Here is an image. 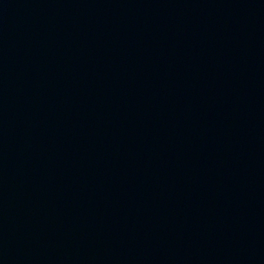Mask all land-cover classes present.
Returning <instances> with one entry per match:
<instances>
[{
    "label": "water",
    "instance_id": "95a60500",
    "mask_svg": "<svg viewBox=\"0 0 264 264\" xmlns=\"http://www.w3.org/2000/svg\"><path fill=\"white\" fill-rule=\"evenodd\" d=\"M0 264H264V0H0Z\"/></svg>",
    "mask_w": 264,
    "mask_h": 264
}]
</instances>
